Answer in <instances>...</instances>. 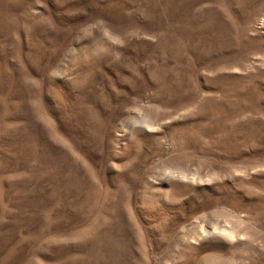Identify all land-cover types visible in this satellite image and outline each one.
I'll return each instance as SVG.
<instances>
[{
    "label": "rangeland",
    "instance_id": "rangeland-1",
    "mask_svg": "<svg viewBox=\"0 0 264 264\" xmlns=\"http://www.w3.org/2000/svg\"><path fill=\"white\" fill-rule=\"evenodd\" d=\"M0 264H264V0H0Z\"/></svg>",
    "mask_w": 264,
    "mask_h": 264
}]
</instances>
